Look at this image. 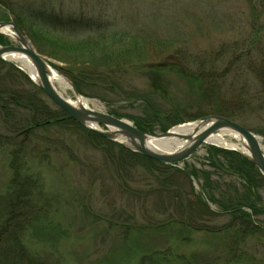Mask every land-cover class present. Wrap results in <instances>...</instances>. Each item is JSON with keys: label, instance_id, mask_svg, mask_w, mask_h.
Returning <instances> with one entry per match:
<instances>
[{"label": "rangeland", "instance_id": "1", "mask_svg": "<svg viewBox=\"0 0 264 264\" xmlns=\"http://www.w3.org/2000/svg\"><path fill=\"white\" fill-rule=\"evenodd\" d=\"M0 2L9 4V8L17 2L31 3L46 11L52 18L55 35L74 44L89 37L99 27L97 21L113 32L141 39L140 46L120 49H131L142 60L129 62L132 66L121 62L120 68L104 71L102 84H95L102 91L97 95L99 98L81 95L98 103L92 104L91 109L133 123L134 119L151 122L156 111L163 116L170 114L162 123L174 129L195 123L201 116L221 117L218 110L224 107L233 112L225 114L236 118L222 117L264 138V95L259 93L264 75L252 70L253 66L264 74V1ZM4 12L0 10V19ZM8 15L13 21L14 16ZM68 20L72 23L63 28ZM0 35L10 42L8 46L19 45L9 35ZM40 55L62 77L65 76L61 69L71 68ZM170 57L175 59L169 60ZM10 64L22 71L20 66ZM160 64L165 66L157 73L164 76L156 77L153 65ZM182 68L191 73L192 80L174 76ZM196 79L202 82H190ZM19 80L27 88L31 86L22 76ZM92 90L85 89V93L96 94ZM152 90H159L163 97L160 93L152 95ZM65 96L75 100L70 88ZM41 97L56 109L45 94ZM173 114L179 115L181 123L177 124ZM24 138L18 140H26L28 144L23 171L37 181L32 206L40 210L38 232L28 230L25 241L32 254L49 264H139L141 258L152 254L168 257L171 264H182L180 260L186 264L191 260H198V264H264V229L253 235L242 234L240 221L234 222L205 199L210 212L200 213V186L186 173L192 167L212 171L209 149L228 148L203 144L190 159L176 167L182 174H175L172 179L178 188V197L174 198L167 193H154L153 181L143 180L140 185L137 174L133 177L138 180L136 184L124 176L138 191L137 195L121 190L124 181L115 176L116 170L106 160L104 150L73 125L39 129ZM230 140L241 145L236 139ZM16 145L0 142V197L6 194L13 176L11 152ZM262 147L264 152V140ZM212 180L219 184V191L234 186L239 195L244 193L243 182L224 173L214 174ZM261 185L259 193L264 202V183ZM263 222L261 216L255 218L254 225L264 228Z\"/></svg>", "mask_w": 264, "mask_h": 264}, {"label": "trees", "instance_id": "2", "mask_svg": "<svg viewBox=\"0 0 264 264\" xmlns=\"http://www.w3.org/2000/svg\"><path fill=\"white\" fill-rule=\"evenodd\" d=\"M8 5L0 2V10L14 16L13 21L18 29L29 37L40 54L71 67L65 71L61 69V73L73 83L80 95L99 98L97 95L102 91L95 84H102V77L105 76L104 71L120 68L121 62H125V66L128 64L132 66L129 62L142 60L139 54L131 49H120L124 46L141 44L139 37L113 32L103 22L97 21L99 27L91 31L92 34L89 37L74 44L61 40L55 35L52 30V18L47 15L46 11L38 10L31 3L21 5L17 2L10 8ZM5 12L0 19L3 22L10 20V16ZM70 23H72L71 20L63 23L65 24L63 28L68 27ZM8 44L10 42L7 38L0 35V45L8 46ZM171 59L173 60L175 57H170L169 60ZM164 66L165 64L153 65L154 76L163 77L162 72L160 75L157 72ZM252 68L253 71H258V75H264L261 70H256V67L252 66ZM179 72L178 74L174 72V76L178 79L192 80L189 77L191 73L186 69L182 68ZM21 76L30 82L28 83L29 86L31 85L29 88L21 83L19 80ZM190 82L200 83L202 79ZM85 89H93L91 92L96 94L88 95L85 93ZM244 89L245 87L241 91ZM261 90L259 93L264 95V76L262 77ZM151 94H159L163 97L159 90H152ZM42 95L44 96V93L31 82L26 74L20 72L14 65L0 59V142L17 144L11 152L13 176L8 184L6 194L4 197H0V264H49L45 259L32 254L25 241L28 230L38 232L37 222L40 210L36 209V206H32L34 205L32 196L37 187V181L27 175L25 170L23 171V158L26 156L28 144L26 140L24 142L18 140L33 136L36 130L51 127L63 129L73 125L84 132L94 145L104 150L106 160L112 163L116 170L115 176L118 177V180L124 181L120 184L121 190L131 195H137L138 191L133 184L130 185L126 181L131 178V180L133 179L131 182L134 184L140 180V185L143 180L153 181L152 191L154 193L159 195L167 193L174 198L178 197L176 195L178 188L176 189L172 179L175 174H182L180 170L142 157L118 143L87 132L54 103L56 109L51 108L41 97ZM230 111L221 107L218 113L221 117L236 118L234 115L225 114ZM112 115L122 118L115 114ZM173 116L177 120V124L181 123L178 114H173ZM168 117L170 114L163 116L162 113L156 111L151 122L144 123L134 119V123L143 132L166 133L171 127L162 122ZM203 117L201 116L199 119ZM262 135L264 136V134ZM208 161L212 171L195 167L186 170L187 175L198 182L200 186V195H198L200 213H209L208 204L211 203L231 216L234 222L240 221L242 234L253 235L262 232L264 228L254 225L255 218L264 216V202L259 193L262 187L261 182L264 183V177L258 169L237 152L215 147L209 149ZM217 173H224L243 182L244 193L239 195V191L234 186H228L226 190L219 191V184L212 180V176ZM135 174L138 175L137 181L134 180ZM204 199L209 203L204 202ZM262 226L264 227V222ZM180 261L182 264H186L182 260ZM139 264H171V261L168 257H161L160 254H152L141 258ZM188 264H198V260L196 262L191 260Z\"/></svg>", "mask_w": 264, "mask_h": 264}, {"label": "water", "instance_id": "3", "mask_svg": "<svg viewBox=\"0 0 264 264\" xmlns=\"http://www.w3.org/2000/svg\"><path fill=\"white\" fill-rule=\"evenodd\" d=\"M6 30L11 32L9 37L19 45L0 46V59L11 63L7 60V57L9 56L19 55L25 57L36 71L37 80H34L26 73L33 83L48 97L50 101H52L58 108L62 109L69 118L74 120L87 132L95 133L107 140L118 143L142 157L173 167H178L179 165L184 164V162L190 159L203 144H207L208 139L212 136L221 132H229L235 134L239 138L238 141H240L244 149L243 151L236 149L230 150L237 152L243 158L252 163L264 177L263 137L254 134L238 123L227 118L220 116H207L195 123H190L197 125L191 135L177 136L187 142V145L181 150L173 153H163L152 150L147 145L148 139H165L176 136L172 133L173 129L158 135L150 134L141 131L133 122L90 109L83 105H74L57 92L56 88L50 81L53 69L49 62L35 50L30 39L18 29L14 21L0 22V34L8 35L5 32ZM63 78L68 83L74 98H80L81 95L73 83L67 78Z\"/></svg>", "mask_w": 264, "mask_h": 264}, {"label": "bare ground", "instance_id": "4", "mask_svg": "<svg viewBox=\"0 0 264 264\" xmlns=\"http://www.w3.org/2000/svg\"><path fill=\"white\" fill-rule=\"evenodd\" d=\"M5 32L8 35H10L11 33L9 30H6ZM7 60L10 61L11 63H14L20 66V68L25 73L30 75L34 80H37L36 71L34 67L25 57L19 56V55L9 56L7 57ZM50 81L52 85L56 88L57 92L62 97H64L66 100L72 102L74 105H83L90 109L92 107V104L94 106L98 105V103H96L95 101H90L83 97H80V98L78 97L75 100H71L70 98L66 97L65 95L70 87L68 83L65 81V79L54 70H52ZM196 127H197L196 124H187L181 127L174 128L172 130V133L176 136L165 138V139L150 138L147 141V145L152 150L163 152V153H173V152L179 151L187 145L186 144L187 142H185L184 140L180 139L177 136L191 135L194 132ZM230 139H236L237 141L239 140V138L235 134H232L229 132H221L209 138L207 141L208 142L207 144L214 145L220 148L236 149V150H241V151L244 150L243 147L241 146L242 144L240 145L238 143H233Z\"/></svg>", "mask_w": 264, "mask_h": 264}]
</instances>
